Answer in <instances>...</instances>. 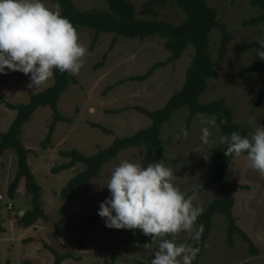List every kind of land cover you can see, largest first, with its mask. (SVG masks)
<instances>
[{
	"label": "rangeland",
	"instance_id": "obj_1",
	"mask_svg": "<svg viewBox=\"0 0 264 264\" xmlns=\"http://www.w3.org/2000/svg\"><path fill=\"white\" fill-rule=\"evenodd\" d=\"M131 1L136 6L137 17L140 19L175 25H180L186 19L184 12L173 4L156 8L153 15H143L141 11L148 0ZM73 2L80 10L107 8L106 0ZM207 2L217 10L218 22L224 25L225 34L221 29L214 28L209 36V51L218 73L209 80L199 101L205 104L226 100L231 108L234 107L236 121L245 123L239 125L247 127V137L251 138L259 126H264V100L261 102L264 71L259 69L264 68V61L257 56V50L264 49L250 48L238 52L237 48L264 40V22L256 26L244 24L259 16L262 10L253 4V0ZM42 3L49 8L54 5L50 1ZM78 35L79 42L88 52L79 74L72 75L76 83L69 86L58 103L61 114L73 119L72 122L58 123L50 145L44 148L42 142L49 133L52 110L50 107H43L22 127L20 135L23 146L29 150L28 164L42 187V208L46 219L38 220L31 227H24L20 223L21 212L25 213L31 208V197L24 185H21L16 191V199H10L8 187L17 171V156L13 150H8L0 158V215L5 217L1 218V225L10 232L9 224L13 222L15 229V234L8 240L12 242L11 247H4L0 241V252L7 256L8 251H11L13 254L10 257L14 264H48V260H53L54 255L46 245L61 255H72V258L65 259L64 264H111L112 251L105 250L106 246L124 239L130 230L109 229L104 221H99L86 229V239L79 248L80 231L74 225L80 223L83 217L99 211V204L110 196L106 184L113 170L122 161L141 165L145 147H130L120 152L115 159L104 165L98 177L92 179L88 186L78 185L66 200L61 198L62 189L87 167L78 163L72 169L57 174L53 173V169L70 162V158L62 155L63 152L75 150L82 155L92 156L108 148L115 139L131 136L151 126L152 120L137 108L149 112L162 109L170 97L182 89L194 54V48L190 46L177 62L158 68L147 80L135 81L130 78L145 75L151 66L169 58L170 53L166 50L163 39L120 38L108 53L105 66L95 69V65L108 52L114 35L101 34L94 45L95 33L92 30L83 28ZM251 68L258 69L252 71ZM5 71L6 75L0 74V133L7 132L17 115V111L9 105L27 103L33 94L48 88L54 81L53 77L45 84L30 89L27 87L30 76L19 78L10 74L9 70ZM224 104L230 109L227 103ZM189 115L187 107L175 112L163 126L160 135L164 146V159L161 160L172 169V183L188 196L211 177L213 151L226 146L220 143V137L224 135L216 121L215 127L201 125L197 115L191 121ZM248 115L250 118L255 117L254 121H248ZM211 117L203 114L204 119ZM96 125L109 130L110 134L104 133ZM203 126H208L211 132L208 144H202L200 140ZM181 129H187L188 136L177 140L175 137L180 134ZM207 146L211 150L206 149ZM198 147L200 150L197 152L195 150ZM246 156L242 154L236 158L227 172L231 181L242 184L240 187L236 185L234 189L233 216L237 226L255 244L257 254L251 255L248 243L240 234L234 235L233 245L230 246L227 241L226 217L215 214L197 264H264V175L251 167ZM218 193L217 184H212L198 194L194 205L199 206L203 212L217 199ZM10 203L13 204L12 209L8 207ZM194 227L198 229V224ZM138 232L129 245L123 244L115 250L116 264H151L161 239L173 240L177 244L191 240L189 234L182 231L175 236L158 238L156 243H149L142 241L143 233L139 229ZM2 233L4 232H0V235ZM145 244L149 246L143 247ZM196 259L197 256L193 262ZM5 262L3 259L1 263Z\"/></svg>",
	"mask_w": 264,
	"mask_h": 264
},
{
	"label": "trees",
	"instance_id": "obj_2",
	"mask_svg": "<svg viewBox=\"0 0 264 264\" xmlns=\"http://www.w3.org/2000/svg\"><path fill=\"white\" fill-rule=\"evenodd\" d=\"M50 1L52 4L59 3L60 12L63 17L68 18L79 33L83 28L92 30L95 35L93 45L101 34H113V39L109 46L108 52L102 56V60L95 65V69H101L105 66L107 55L112 51L120 38L146 40L153 37L163 39L166 50L170 53L169 58L165 62L156 63L143 76L131 77L130 80L144 81L149 79L155 71L167 64L177 62L184 55L188 47L194 48L189 67L186 71V77L183 87L180 91L175 92L166 105L159 110L149 112L143 108H137L152 120L151 126L146 129L139 130L131 136L117 138L106 149L100 150L92 156H85L78 151L63 152L62 155L70 158V162L63 164L61 167L53 169V173L57 174L63 170L72 169L76 164L83 163L86 170L76 175L62 189L61 198L66 200L70 197L72 191L80 184L85 186L89 182L98 177L104 165L115 159L120 152L130 147L144 146L145 153L141 166L147 167L151 163H155L164 159V146L160 137L163 126L168 123L172 115L183 107L189 110V120L197 115V113L207 114L216 117V123L221 128L223 135H229L233 131H239L242 136L248 135V129L233 121L232 111L225 107L224 101L216 100L209 103H200L199 98L206 91L208 82L217 75V69L212 60L209 51V36L214 28L221 29L225 34L224 25L218 22V12L210 6L207 0H148L144 3L141 11L143 15H153L156 8L164 7L167 4H173L180 8L186 19L180 25L158 20H145L137 17V9L131 0H106V9L80 10L73 0H41V2ZM253 4L258 6L262 13L254 17L244 24L247 26H256L264 22V0H253ZM92 45V46H93ZM250 48L261 49L260 42H252L241 45L237 48L238 52ZM258 68H251L255 71ZM264 71V68H259ZM19 78H25L21 72H9ZM30 76V75H29ZM54 81L48 88L33 94L27 103L18 105H9L11 109L17 111V115L12 121L9 129L5 133H0V158L8 151L13 150L17 156V171L14 179L8 187L10 199L15 198L16 191L21 185H24L26 192L31 197V208L20 218V223L24 227L33 226L38 220L46 219L45 212L42 208V187L36 181V178L28 164L27 150L20 139L22 127L27 124L33 114L43 107H50L52 110V120L49 125V133L42 142L44 148H47L53 138L56 126L61 122L71 123L70 119L61 114L58 103L60 96L69 88L71 84H75V78L69 73L61 74L58 70H54ZM264 100V93L261 95V102ZM222 114V115H221ZM221 119H226L227 124H222ZM104 133L110 134V131L96 125ZM227 145L222 149L213 151L212 174L209 180L200 188L195 190L197 194L207 189L212 184H217L219 188L218 197L202 212L196 223L198 228L203 225V232L199 241L193 239L182 241L193 247L199 248L197 259L192 264L198 263V258L202 255L205 242L210 234L211 221L215 214H221L227 220V241L230 246L233 245L235 234H240L242 239L248 243L251 255L257 254V249L249 236L244 233L236 224L233 216V208L235 199L232 192L233 185L230 181L227 165L232 161L234 156H225ZM247 155L246 153H244ZM193 193V192H192ZM191 193V194H192ZM99 221H104L98 212L85 216L80 223L74 225L75 229L80 231L79 248L83 246L86 239V229ZM0 232H4V228L0 222ZM139 234L138 229L130 230L128 235L114 243L106 246L105 250L112 251V262L116 264L117 253L115 252L121 245H129L133 236ZM142 241L156 243L158 238L152 240L151 237L141 235ZM178 244V245H179ZM47 248L54 255V264H62L67 258H72L71 254L61 255L49 245ZM0 264H9V262Z\"/></svg>",
	"mask_w": 264,
	"mask_h": 264
},
{
	"label": "clouds",
	"instance_id": "obj_3",
	"mask_svg": "<svg viewBox=\"0 0 264 264\" xmlns=\"http://www.w3.org/2000/svg\"><path fill=\"white\" fill-rule=\"evenodd\" d=\"M60 8L59 3L49 8L41 0H0V74L6 75L7 69L30 75V89L53 78L54 70L79 74L88 49L79 42L76 28L61 15ZM260 44L264 49V40ZM257 56L264 61V50H257ZM197 117L201 125L215 127V116L204 119L197 113ZM221 123L227 124V120L221 119ZM187 136V129H181L175 139ZM210 136L209 127L203 126L202 144H208ZM220 143L227 145L226 157L239 158L246 153L251 167L264 175V126H259L251 138L233 131L221 136ZM172 180V169L163 160L146 168L122 161L106 184L110 196L99 204L98 215L109 229H139L152 240L185 231L199 241L204 229L203 225L194 227L202 214L194 205L198 194L193 191L186 195ZM199 251L187 243L161 239L151 264H192Z\"/></svg>",
	"mask_w": 264,
	"mask_h": 264
},
{
	"label": "crops",
	"instance_id": "obj_4",
	"mask_svg": "<svg viewBox=\"0 0 264 264\" xmlns=\"http://www.w3.org/2000/svg\"><path fill=\"white\" fill-rule=\"evenodd\" d=\"M225 103H227L228 104V107L232 110V112H233V106H232V108H231V105L225 100L224 101ZM247 109V108H246ZM233 114V121L235 122V123H237V124H244L245 125V123H242V122H237L236 121V119L234 118V112L232 113ZM254 118L255 117H253L252 116V118H250L249 117V115H248V121H249V119H251L252 121H254ZM192 120H193V118H192ZM247 128V127H246ZM206 149H210L209 148V146H207L206 147ZM211 150V149H210ZM236 159V157L231 161V163H229L228 164V168H227V170H230V167L231 166H233V164H234V160ZM67 171V170H66ZM229 178H230V181H231V177L229 176ZM231 183H232V185H233V188H232V192H233V195H234V189H235V187H236V185L238 186V187H240L242 184L241 183H239V182H236V183H234L233 181H231ZM246 189V188H245ZM247 190V189H246ZM14 199H16V197L14 198ZM235 199V198H234ZM13 200V199H12ZM1 218H5V217H2L1 215H0V222L2 221L1 220ZM10 232L5 228V227H3L4 229H5V231H4V233H2L1 235H0V241H2L3 243V246L4 247H8V248H10L11 247V245H12V242L11 241H8L10 238H11V236L12 235H14L15 234V229H13V222H11L10 224ZM33 242H35V241H33ZM32 242V243H33ZM1 251V250H0ZM8 253H9V255H8ZM8 253H7V256L4 254H2V252H0V262H2L3 261V259H5L6 260V262L7 261H9L10 263L9 264H14V262H13V258L12 257H10V255H12L13 253L11 252V251H8ZM36 259V258H35ZM41 259V258H40ZM80 259V258H79ZM54 259L52 260V259H49L48 260V264H54ZM65 261V260H64ZM64 261H63V264H64Z\"/></svg>",
	"mask_w": 264,
	"mask_h": 264
},
{
	"label": "built area",
	"instance_id": "obj_5",
	"mask_svg": "<svg viewBox=\"0 0 264 264\" xmlns=\"http://www.w3.org/2000/svg\"><path fill=\"white\" fill-rule=\"evenodd\" d=\"M12 205L13 204H11V203L8 205L9 209H12L13 208Z\"/></svg>",
	"mask_w": 264,
	"mask_h": 264
},
{
	"label": "water",
	"instance_id": "obj_6",
	"mask_svg": "<svg viewBox=\"0 0 264 264\" xmlns=\"http://www.w3.org/2000/svg\"><path fill=\"white\" fill-rule=\"evenodd\" d=\"M20 215H22V216H23V215H24V212H21V214H20Z\"/></svg>",
	"mask_w": 264,
	"mask_h": 264
}]
</instances>
